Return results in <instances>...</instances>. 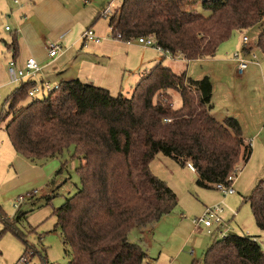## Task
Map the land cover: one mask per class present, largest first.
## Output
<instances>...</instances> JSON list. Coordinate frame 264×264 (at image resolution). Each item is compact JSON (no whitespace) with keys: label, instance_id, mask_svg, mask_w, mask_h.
Wrapping results in <instances>:
<instances>
[{"label":"trees","instance_id":"16d2710c","mask_svg":"<svg viewBox=\"0 0 264 264\" xmlns=\"http://www.w3.org/2000/svg\"><path fill=\"white\" fill-rule=\"evenodd\" d=\"M194 5L191 0H122L108 18L110 35L123 42L152 36L164 53L187 62L213 58L233 33L243 37L263 23L256 47L264 57V0H204L208 16L197 14ZM5 47L14 61L16 34ZM34 83L21 82L6 98L11 118L5 132L14 152L27 159L51 158L72 146L80 160L79 190L53 211L69 250L67 264L146 262L143 248L129 242L130 232L156 224L178 204L175 192L150 171L157 154L179 166L189 164L195 185L206 190L230 186L229 178L251 157L239 122L218 121L211 114L213 87L207 76L192 80L159 63L128 97L72 79L17 108ZM243 202L264 233V180ZM16 214L15 220L21 216ZM0 218L1 234L20 237L8 219ZM262 250L254 237L230 233L214 239L200 263L264 264Z\"/></svg>","mask_w":264,"mask_h":264},{"label":"rangeland","instance_id":"374dc122","mask_svg":"<svg viewBox=\"0 0 264 264\" xmlns=\"http://www.w3.org/2000/svg\"><path fill=\"white\" fill-rule=\"evenodd\" d=\"M59 1L62 4L66 2ZM191 1L195 2L193 7L197 14H210L203 8L204 0ZM14 2H17V6L20 4V0ZM121 2L122 0H69L71 6H68L77 14L78 24H82L91 16L89 7L93 4H104V8L110 4V9L114 12ZM262 25L263 23L245 32V36L249 38L248 50H252L254 55L245 56L249 63L241 74L237 73L236 62L231 59L232 54L240 49V42L235 46V40L241 37L239 32L233 33L229 40L222 43L213 58L183 64L170 62L168 57L164 61L192 80L211 76V112L217 118L221 113L235 117L241 126L242 137L251 144L252 154L232 182L231 188L236 192L235 195L226 197L214 189L205 191L198 188L187 165L179 166L163 154L156 155L150 164V171L162 181L169 182L177 192L178 204L169 215L162 217L153 226L143 230L136 229L139 232L133 231L128 237L130 243H138L143 247L151 264H191L193 260H198L214 239L219 241L221 238L207 234L204 228L196 231L192 220L201 216L204 206L220 202L226 210V221H230L228 234L254 237L264 249V233L257 229L248 203L243 202L255 184L264 180V57L256 47ZM5 26L13 29L14 23L8 20ZM68 27L71 28L72 25ZM78 28L79 25L72 28L70 36L78 33ZM63 47L66 48L65 45ZM126 92L124 96L128 97L130 92ZM4 100H0V115L3 113L0 119V215L14 225L20 237L10 232L1 234L4 223L0 218V263L16 264L27 248V252H34L31 264H41L42 258L46 260V264H67L69 256L66 251L69 250L62 242L60 231L55 228L53 211L79 190L76 170L80 166V160L74 157L72 146L61 155L47 159H27L15 153L5 132L11 113H5L8 103ZM177 100L178 97L174 94L175 106L178 104ZM30 101V98H26L17 108L26 106ZM19 197H24V201L19 207H14ZM232 213L236 215L232 216ZM15 214H21L19 219L13 218Z\"/></svg>","mask_w":264,"mask_h":264},{"label":"crops","instance_id":"0c3cea01","mask_svg":"<svg viewBox=\"0 0 264 264\" xmlns=\"http://www.w3.org/2000/svg\"><path fill=\"white\" fill-rule=\"evenodd\" d=\"M14 1L0 0V100H6L19 85L10 84L8 78V64L12 60V51L8 50L5 44L10 43L12 34H16L18 45L14 61L18 66H22L27 58H33L41 67V72L36 77L37 81L58 85L62 81L78 79L83 83H92L96 87L106 89L114 97L119 93L124 95L125 91L131 93L138 81L159 63L179 73L178 68L164 62L166 57L173 63L183 64L185 62L180 57L172 58L168 53L145 47L136 40L123 42L111 39L108 19L101 18L99 15L104 9V4L101 6L93 4L89 7L91 16L86 22L78 24L77 14L68 6L70 5L69 0H66L65 4L59 0H20L18 6ZM8 20L13 21V29L8 26L4 27ZM70 24L71 28L68 27ZM77 25L80 27L78 28L79 34L70 36L73 33L72 28L74 29ZM6 28L9 30L6 31ZM89 28L100 38V42H91L83 47L79 38L81 33ZM241 40L242 36L235 40V46L241 43L240 49L243 48ZM56 41H59L63 50L60 55L51 59L48 57L46 46ZM64 45L66 48L63 47ZM248 54L254 55L252 50L251 53L246 52V55ZM207 77L211 79V76ZM211 114L218 121L228 117L225 113H219V118L216 114L212 112ZM186 167L196 179L195 171L190 168L189 164ZM166 183L177 194L169 182ZM203 190L206 191V189ZM235 193L234 191L232 195ZM218 204L222 206L221 202ZM225 212L224 209V214ZM224 214L223 218L226 221ZM235 215L236 213H232V216ZM226 222L229 224L230 221ZM143 229L145 228L138 230ZM194 229L197 231L196 228ZM202 256L203 253L191 264H201ZM146 262L151 264L149 258Z\"/></svg>","mask_w":264,"mask_h":264},{"label":"built area","instance_id":"2783aa9c","mask_svg":"<svg viewBox=\"0 0 264 264\" xmlns=\"http://www.w3.org/2000/svg\"><path fill=\"white\" fill-rule=\"evenodd\" d=\"M112 14L113 11L110 9V4H108V6H106V8H104L99 15L101 18L108 19L110 16H112ZM7 30L9 29L6 28V31ZM109 37L112 39L111 35H109ZM79 39L83 47L87 46L91 42H100V38L91 28L84 30L81 33ZM136 41L145 47L154 48L157 51L162 52V50L155 45L154 38L152 36L141 37ZM241 42L243 48L235 51L231 58L236 62V70L238 74H241L249 63V61L245 58L246 52H251V50H248L249 38L247 36H243ZM46 49L48 57L51 59L56 58L58 55H60V53H62L63 50L59 41L48 43ZM40 72L41 67L33 58H27L22 66H18L15 61H10L8 64V78L10 84L17 85L25 81L35 82L34 85L28 90V97L31 99L37 97L38 95L42 96L47 94L57 87V85H50L46 81H37L36 77ZM233 180L234 178H229V181L233 182ZM231 185L224 186L222 184H217L215 185V190L219 191L223 197H226L234 194V190L231 188ZM23 201L24 197H19L14 204V207H19ZM223 214L224 208L220 204L207 206L204 208L201 216L192 220V224L197 230L204 228L207 234L212 235L215 238L219 237L222 239L229 233V224L224 220ZM262 254L264 255V249L262 250ZM31 261L32 254L27 252L20 257L16 264H31ZM144 264L148 263L145 262Z\"/></svg>","mask_w":264,"mask_h":264}]
</instances>
